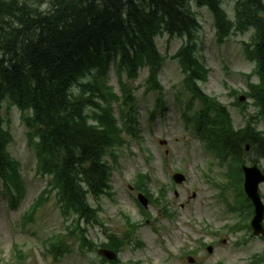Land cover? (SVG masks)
Instances as JSON below:
<instances>
[{"label":"trees","instance_id":"trees-1","mask_svg":"<svg viewBox=\"0 0 264 264\" xmlns=\"http://www.w3.org/2000/svg\"><path fill=\"white\" fill-rule=\"evenodd\" d=\"M191 2L210 10L218 42L255 28V38L244 53L257 62L259 84H248L249 96L263 114L264 0H238L234 22L223 9V0H0V110L8 99L21 111L38 168L52 175L65 212L94 211L86 205V196L82 202L79 197L103 192L109 175L104 155L122 145V131L137 134L136 94L123 74L135 79L146 66L145 90L161 93L157 73L165 57L156 48L157 35L185 38L171 58L178 61L187 88L197 91L193 83L206 79L207 70L195 56L201 25ZM111 64L119 94L107 86ZM217 122L216 118L212 127ZM211 130L222 145L232 142L229 152L234 155L247 141L257 151L264 146L245 137L252 131L249 127L237 133L229 128ZM10 142L0 115L4 183L16 172V162L6 151Z\"/></svg>","mask_w":264,"mask_h":264},{"label":"rangeland","instance_id":"rangeland-1","mask_svg":"<svg viewBox=\"0 0 264 264\" xmlns=\"http://www.w3.org/2000/svg\"><path fill=\"white\" fill-rule=\"evenodd\" d=\"M233 3L234 0L223 1L229 15ZM192 8L202 25L198 32L196 54L209 70L207 80L200 84V88L228 108L233 126L238 129L255 111L251 105L244 106L241 111L232 104L235 98L229 95L231 88L239 91L237 97L247 90L245 74L253 71L254 64L244 58L241 42L250 39L251 32L246 36H231L223 44L217 43L210 12L194 4ZM182 42L183 39L178 37L170 42L167 35L156 37L158 50L167 58L159 72L166 106L162 112H155L151 120L150 111L156 92L144 94L146 69L141 70L137 80L131 82L137 97L140 138L129 139L128 143L116 149L119 158L110 176L113 194L101 198L99 212L104 228L120 236L126 230L123 215L141 223L134 239L120 252L118 264H243L255 254L262 255L264 240L249 239L243 246H237L242 234H230L224 229L233 222L228 218L232 213L226 212L225 204L219 198V189L214 185L226 182L222 176L224 169L213 163V175L207 172V165L215 159V155L206 149L204 141L184 122L182 109L186 106L189 93L182 88V75L177 62L168 58ZM109 77L116 90L113 69ZM252 81H256L255 76ZM197 106L195 101L188 113H192ZM7 107L8 101L5 100L1 114L9 120L5 127L12 134L7 150L20 163L23 195L16 207H12L9 194L0 184V264L10 261L11 247L15 242L27 256L25 264H102L97 253L80 251L77 241L67 234L68 222L60 215L54 194L38 210L34 222L20 227V217L46 186L49 177L36 175V159L34 151L27 145V129L20 120L17 108L9 107L7 113ZM257 128L264 130V120L257 122ZM162 140L166 143L162 144ZM254 153L253 150L243 152L242 157L249 161L255 157ZM260 164L264 165V162ZM174 171H181L186 176L185 182L175 186L177 194L169 188ZM139 172L147 173L151 178L149 189L154 196H157L162 184L166 186L164 201L146 209L150 213L146 221L135 202L137 193L133 182ZM166 202L169 203L167 208L174 213L172 217L164 215L162 206ZM217 227L221 230L212 232ZM57 234L63 236L66 246L62 256L56 259L46 247ZM88 236L97 246L106 241L99 226L89 227ZM208 243H213L212 252L207 251ZM189 257L194 263L189 262ZM261 264H264V259Z\"/></svg>","mask_w":264,"mask_h":264},{"label":"water","instance_id":"water-1","mask_svg":"<svg viewBox=\"0 0 264 264\" xmlns=\"http://www.w3.org/2000/svg\"><path fill=\"white\" fill-rule=\"evenodd\" d=\"M181 179L182 177L180 176L179 180ZM261 181H264V177L260 174L259 170L256 167L245 168V190L247 194L254 200L255 204L259 206L256 209V216L254 218V221H256L257 224L262 218L263 210L257 194V186Z\"/></svg>","mask_w":264,"mask_h":264},{"label":"bare ground","instance_id":"bare-ground-1","mask_svg":"<svg viewBox=\"0 0 264 264\" xmlns=\"http://www.w3.org/2000/svg\"><path fill=\"white\" fill-rule=\"evenodd\" d=\"M86 194L83 195V193L81 194V196L79 197V200L82 202L83 201V197H85Z\"/></svg>","mask_w":264,"mask_h":264},{"label":"flooded vegetation","instance_id":"flooded-vegetation-1","mask_svg":"<svg viewBox=\"0 0 264 264\" xmlns=\"http://www.w3.org/2000/svg\"><path fill=\"white\" fill-rule=\"evenodd\" d=\"M244 208H245V207H243L242 210H243ZM246 208H247V207H246ZM231 220H232L233 222L236 221V220H233V219H231ZM233 222H231V223H233ZM231 223H230V224H231ZM248 227H249V225H248ZM242 230H243V229H241L239 232H242Z\"/></svg>","mask_w":264,"mask_h":264}]
</instances>
